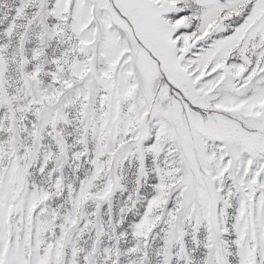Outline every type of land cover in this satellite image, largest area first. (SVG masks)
<instances>
[{
	"label": "snow or ice",
	"instance_id": "1",
	"mask_svg": "<svg viewBox=\"0 0 264 264\" xmlns=\"http://www.w3.org/2000/svg\"><path fill=\"white\" fill-rule=\"evenodd\" d=\"M0 264H264V0H0Z\"/></svg>",
	"mask_w": 264,
	"mask_h": 264
}]
</instances>
